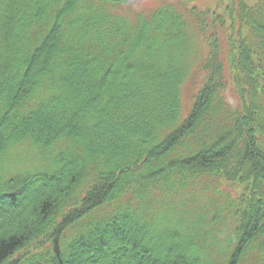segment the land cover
<instances>
[{
    "label": "trees",
    "instance_id": "16d2710c",
    "mask_svg": "<svg viewBox=\"0 0 264 264\" xmlns=\"http://www.w3.org/2000/svg\"><path fill=\"white\" fill-rule=\"evenodd\" d=\"M190 1L0 0V264H264V0Z\"/></svg>",
    "mask_w": 264,
    "mask_h": 264
},
{
    "label": "rangeland",
    "instance_id": "374dc122",
    "mask_svg": "<svg viewBox=\"0 0 264 264\" xmlns=\"http://www.w3.org/2000/svg\"><path fill=\"white\" fill-rule=\"evenodd\" d=\"M258 0H246L250 5H255ZM149 0H128L129 4L137 7L148 4ZM191 4L196 5L198 8L217 10L218 13L225 14L226 6L229 4L228 0H191ZM225 38L223 37L222 40ZM204 49L208 52V46L205 44ZM206 52V53H207ZM203 78L192 79L191 77L186 81L183 86V111L181 118H186L192 105L194 103L196 94L201 86ZM233 87V84L231 85ZM230 86V87H231ZM78 90H86V85L82 82L78 86ZM230 96L232 93L230 92ZM60 118L61 114L59 113ZM58 115V119H59ZM46 171L45 164L39 159L38 152L32 149L29 144H24L21 147L13 150L8 156L0 160V175L5 179L17 176H25L28 174H36L38 172ZM228 225L225 226L222 232L219 233L221 238L229 234Z\"/></svg>",
    "mask_w": 264,
    "mask_h": 264
}]
</instances>
